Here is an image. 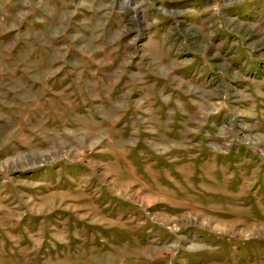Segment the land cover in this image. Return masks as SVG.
Wrapping results in <instances>:
<instances>
[{
	"label": "rangeland",
	"instance_id": "obj_1",
	"mask_svg": "<svg viewBox=\"0 0 264 264\" xmlns=\"http://www.w3.org/2000/svg\"><path fill=\"white\" fill-rule=\"evenodd\" d=\"M0 264H264V0H0Z\"/></svg>",
	"mask_w": 264,
	"mask_h": 264
},
{
	"label": "bare ground",
	"instance_id": "obj_2",
	"mask_svg": "<svg viewBox=\"0 0 264 264\" xmlns=\"http://www.w3.org/2000/svg\"><path fill=\"white\" fill-rule=\"evenodd\" d=\"M203 28V27H202ZM252 28V27H251ZM257 43V42H256ZM34 159V158H33ZM126 190H128V189H126ZM129 191V190H128ZM201 216V215H200ZM207 223H213L214 221H212V220H210V219H206L205 220ZM179 222V221H178ZM215 223V226L217 227V228H219V229H227L228 227H231V226H233V225H231V224H229V223H227V222H220V221H216V222H214Z\"/></svg>",
	"mask_w": 264,
	"mask_h": 264
}]
</instances>
